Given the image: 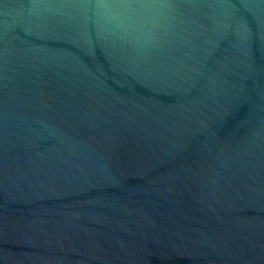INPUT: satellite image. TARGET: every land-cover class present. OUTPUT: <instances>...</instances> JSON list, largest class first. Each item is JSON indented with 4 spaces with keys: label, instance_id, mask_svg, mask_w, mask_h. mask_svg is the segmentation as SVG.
Masks as SVG:
<instances>
[{
    "label": "water",
    "instance_id": "95a60500",
    "mask_svg": "<svg viewBox=\"0 0 264 264\" xmlns=\"http://www.w3.org/2000/svg\"><path fill=\"white\" fill-rule=\"evenodd\" d=\"M0 264H264V0H0Z\"/></svg>",
    "mask_w": 264,
    "mask_h": 264
}]
</instances>
